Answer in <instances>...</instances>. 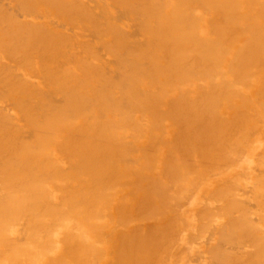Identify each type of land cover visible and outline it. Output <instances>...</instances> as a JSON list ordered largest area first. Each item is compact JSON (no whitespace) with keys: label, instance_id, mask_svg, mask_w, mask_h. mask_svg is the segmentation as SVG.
I'll return each mask as SVG.
<instances>
[{"label":"bare ground","instance_id":"bare-ground-1","mask_svg":"<svg viewBox=\"0 0 264 264\" xmlns=\"http://www.w3.org/2000/svg\"><path fill=\"white\" fill-rule=\"evenodd\" d=\"M0 264H264V0H0Z\"/></svg>","mask_w":264,"mask_h":264}]
</instances>
